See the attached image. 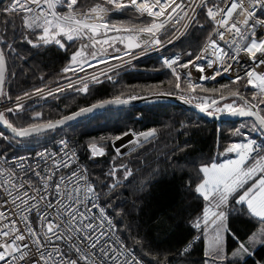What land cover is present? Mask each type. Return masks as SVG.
I'll list each match as a JSON object with an SVG mask.
<instances>
[{
	"label": "snow or ice",
	"instance_id": "1",
	"mask_svg": "<svg viewBox=\"0 0 264 264\" xmlns=\"http://www.w3.org/2000/svg\"><path fill=\"white\" fill-rule=\"evenodd\" d=\"M125 10L152 20L139 28H118L108 17ZM200 13L209 26L205 43L200 50L185 53L189 59L178 66L188 69L191 65L204 73L214 67L215 57L220 67L212 76L200 77L215 79L221 70L231 71L233 64H249L243 75L237 76V81L246 79V85L254 90L253 95L249 99L239 90L232 91L231 96L241 103L239 106L226 104L224 109L232 116L253 119L233 133L247 139L233 142L224 149L225 154H235L234 158L229 156L223 162L213 161L197 168L193 190L205 203L192 226L199 233L197 239L206 240L203 264H247L255 247H264V0H94L91 5L86 0H7V3L0 0V100H12L6 91V82L15 75L9 71L8 59L13 54L19 55L17 37L34 47L54 43L65 48L66 44L83 41L85 43L71 59L76 61L81 57L91 66L92 62L101 63L104 59L97 57L96 47L101 43L111 47V41L116 39L108 35L110 32L145 33L151 37L149 42L159 45L161 41L156 33L166 23L187 20L203 28ZM87 49L93 50L86 54ZM244 55L248 57L247 62L242 60ZM180 60L178 56L166 59L165 63L175 73L173 65ZM64 71H74V68ZM176 80L179 88V74ZM87 87L84 84L78 91L86 92ZM193 87L189 83L188 88ZM34 93L43 95V89H35ZM32 94L26 92L23 97L17 96L10 106L0 110V124L7 127L13 137H29L63 126L96 108L127 102L117 96L81 108L72 116L55 122L39 123L42 114L37 113L27 126H13L6 113L19 116L25 110L21 101L24 97L31 98ZM48 94L52 95L51 89ZM197 107L208 111L203 102ZM245 128L248 130L244 131ZM253 132L261 139L253 137ZM124 135L133 133H124L116 139L121 140ZM139 135L148 140L156 132ZM0 139L12 142V138L3 133ZM58 144L56 150L45 148L35 155L8 157L0 153V264H145L144 258L138 255L143 239L138 233L132 235L135 229L131 223L124 224V218L131 216V212L124 208L126 202L119 199L123 195L121 190L128 187L133 176L132 169L127 165L113 166L102 182L79 164L75 147L66 139ZM88 147L92 158L104 154L96 143ZM116 151L123 155L119 148ZM146 184V180L141 181L136 191ZM188 186L192 187L191 180ZM229 205L241 206L245 215L256 223V230L247 242H240L232 252L226 250L221 235ZM132 207L135 209V202ZM190 247L179 255H185ZM153 259L155 264H171L167 256ZM256 264H264V261Z\"/></svg>",
	"mask_w": 264,
	"mask_h": 264
},
{
	"label": "trees",
	"instance_id": "2",
	"mask_svg": "<svg viewBox=\"0 0 264 264\" xmlns=\"http://www.w3.org/2000/svg\"><path fill=\"white\" fill-rule=\"evenodd\" d=\"M93 2L94 0H86L88 5ZM199 22L204 24L203 28L190 25L178 41L160 53L51 91L52 95L45 93L24 101V112L19 116L6 113V118L13 126H27L31 117L37 113L42 114L37 122L44 123L117 96L129 99L151 93L182 95L198 105L201 102L206 105L236 90L250 99L254 90L246 85V79L237 81V76H224L193 84L194 87L190 90L189 79L183 73H174L165 68L161 59L164 53L199 50L208 35L209 27L203 13H200ZM82 43L85 42L77 40L75 43L66 44L65 48L54 43L34 47L17 37L15 44L19 55L13 54L8 59L9 71L15 75L10 76L6 82V91L11 94L12 100L1 101L13 102L17 96L23 97L26 92L34 93L35 89L54 87L63 80L92 69L94 66H87L86 63L83 68L75 67L74 71H64L71 67V58ZM111 44L110 47L101 43L110 50L125 46L122 39L119 43L111 41ZM95 51L98 53L99 46ZM177 74L180 75L179 88L176 87ZM84 84L88 85L87 91H78ZM231 99L237 106L240 105L238 99ZM226 102L219 103L210 111L217 112L215 109ZM226 111L228 110L224 109L221 112ZM252 119L247 117L240 120H213L169 101H154L124 108L112 106L67 126L25 138L13 137L12 133L0 125V133L12 138L11 143L0 139V152L14 154L36 149L49 143L54 144L63 136L70 138L80 149L93 142L103 144L106 147L103 155L95 158L87 155L85 161L90 174L102 182L113 166L127 165L132 169L133 176L128 187L121 190L123 195L119 199L126 202L123 206L131 212V216L124 218V224L131 223L135 229L132 235L138 233L143 239V247L138 249V255L148 264H155L154 257L165 256L170 258L171 264H203L206 240L203 237L197 239L199 233L192 226L205 203L193 190L197 180V168L225 157L226 147L246 138L234 135L235 130L246 122L250 123ZM149 129L156 131L153 138L123 155L117 153L113 144L117 136L129 131L138 133ZM252 136L261 139L255 132ZM19 140L29 143L21 145ZM144 180L147 181L146 186L136 191L139 183ZM190 180L191 188L188 186ZM132 202L136 204L135 209ZM226 226L224 244L228 252L235 250L240 242H246L249 235L256 230V223L245 215L239 205L227 207ZM232 234L239 237V240L234 239ZM193 237L196 239L189 251L180 256V249ZM146 253L151 255H145ZM257 261H264V247L256 246L253 256L247 258V264H256Z\"/></svg>",
	"mask_w": 264,
	"mask_h": 264
},
{
	"label": "built area",
	"instance_id": "3",
	"mask_svg": "<svg viewBox=\"0 0 264 264\" xmlns=\"http://www.w3.org/2000/svg\"><path fill=\"white\" fill-rule=\"evenodd\" d=\"M115 15H123L126 17H130L136 21H143V23L136 26L137 28L143 27L145 24L150 23L152 20V18L147 17V16H140L136 13H128L127 10H125L124 12L111 13L109 15L108 19L111 16H115ZM163 19L166 20V18H163ZM157 22H159V21H157ZM185 25H188V26L185 27ZM190 25L191 24H189V22L187 20H180L179 22L166 23L165 27L158 30L156 33V37L161 41V43L159 45L152 43V42H149V41H151V37H149L148 34H145V33H134L133 36L131 37V40L127 39L125 41V46L123 48H120V49L110 50V49H107L105 46L100 44V45H98L99 51L97 53V57L98 58L100 56L104 57V59L101 63L92 62L91 65L94 66L92 69L86 70V71L82 72L81 74H79L77 76L75 75V76H73L67 80H63L61 83L57 84L54 87L43 89V93H48L49 89H51V91H54V90L69 86L71 84H76V83L86 81L92 77L99 75V74L106 73L108 71L120 68V67H122L128 63H131L133 61H136L138 59L150 56L152 54L160 53V52L166 50L167 48H169L170 46H172L176 41H178L181 38V36L187 31V29L189 28ZM204 43H205V41L202 43V45H204ZM137 44L139 46H135ZM202 45H201V47H202ZM201 47L199 48V50L201 49ZM187 52H189V51H186L184 53L174 52V51L164 53L162 55L161 59H162V62L164 64L165 68L168 69L169 71L173 72L172 69H170L166 65L165 60L179 56V57H181V60L178 62V64H174L173 68L176 69V72L181 71L183 74L185 72H187L189 75L186 77L189 79V81L192 84H197V83H201V82H204L207 80H212V79H200V77L202 75L205 77L212 76L214 74V71L220 67V61L218 59H216L215 57H213V59L216 60L214 67L212 69H206L204 73L198 72L191 65H189L188 69H181L178 66L179 63H183L184 61L189 59L185 55V53H187ZM89 59L91 61L92 58L90 57ZM242 60L244 62H247L248 61L247 55H244L242 57ZM246 67H250V65L246 64V63L233 64V68L231 71L221 70L220 74L216 75L215 79L220 78V77H224V76L234 78L238 75L243 74ZM37 95L39 96L41 94L40 93H33L31 95V98L25 97L21 102L33 99V98H35V96L37 97ZM12 103L13 102L3 103L0 100V110L5 109L7 106H10ZM133 134H136V132H133ZM61 139H66L69 142L70 146L75 147V149L78 153L79 164L86 167L89 170L88 165L85 161V157L87 155L90 156V150H89L88 146L92 143H89L84 148L80 149L79 147H77L76 145H74L72 143L70 138H68L66 136L59 138L56 141V143H54V144L49 143V144H46V145L39 147V148H36V149H29V150H25V151H22L19 153H14V154H9V153H3V154L8 156V157H12L13 155L27 156V155H35L37 152L42 151L45 148L50 149V150H56L59 147L58 141H60ZM246 139L247 138L239 140L237 143L244 142V140H246ZM98 147H100V146L98 145ZM0 153H2V152H0ZM104 153H105V150H104ZM98 156H101V155H98ZM98 156H96V157H98ZM194 239H196V237H193L192 239H190L185 245H183V247L180 250H183L186 247H188L189 245H191ZM145 264H148V263L145 261Z\"/></svg>",
	"mask_w": 264,
	"mask_h": 264
},
{
	"label": "water",
	"instance_id": "4",
	"mask_svg": "<svg viewBox=\"0 0 264 264\" xmlns=\"http://www.w3.org/2000/svg\"><path fill=\"white\" fill-rule=\"evenodd\" d=\"M231 97H232L231 94H228V95H225L223 97H220V98L214 100L215 103H213V101H212V102L206 104L208 111H210L213 107H215L219 103H221L223 101H226L227 99H229ZM113 99H115V98H111V99H107V100H113ZM121 99L124 100V101H127V102L124 103V104H119V105H117V104H109V105H106L103 108H96L90 113L82 114L79 117H75L72 120L67 121L63 126H67V125H69V124H71V123H73L75 121L81 120V119H83V118H85V117H87V116H89V115H91L93 113H96L97 111H100V110L108 108V107H112V106L121 107V108L134 107V106L143 105V104H146V103H149V102H154V101H169V102H173V103H176V104H179V105H183V106H185V107H187V108H189V109H191L193 111H196L200 115H202V116H204L206 118H209V119H213V120H224L225 121V120H240V119L247 118V117H242V116H232V115H230L228 113V111H226V112H212V115H209L208 111L201 110V108L197 107L198 104H196L195 102L191 101L187 97L182 96V95L171 94V93H151V94H146V95H142V96H136V97H134V99H133V97L129 98V99H124V98H121ZM98 103L99 102L93 103V104L88 105V106L83 107V108H88V107H91L92 105H95V104H98ZM77 111L78 110H76L74 112H71V113H68V114H66V115H64V116H62L60 118H57V119H54V120H50V121L55 122L56 120L62 119L64 117L72 116ZM0 125L3 128H5L8 132H10V130L7 127L3 126L2 124H0ZM58 127H61V126H58ZM58 127H56V128H58ZM152 130H154V129H149V130H146V131L138 132V133L133 134V135H124L123 139H121V140L115 139L113 141L114 147L115 148H119L120 151L123 152V154H124V153L128 152L129 150L137 147L138 145H140V144H142V143H144L146 141L144 139V137L139 135L140 133L148 132V131H152ZM46 131H48V130H45L43 132H46ZM43 132H41V133H43ZM129 132L133 133L132 131H129ZM38 134H40V133H38ZM31 136H33V135H31ZM130 141H131V143H130Z\"/></svg>",
	"mask_w": 264,
	"mask_h": 264
},
{
	"label": "rangeland",
	"instance_id": "5",
	"mask_svg": "<svg viewBox=\"0 0 264 264\" xmlns=\"http://www.w3.org/2000/svg\"><path fill=\"white\" fill-rule=\"evenodd\" d=\"M127 12L128 13H134L132 10H127ZM110 21L112 22V23H114L118 28H120V27H128V28H130V27H133V26H138L139 24H141V23H143V21H136V20H133L132 18H130V17H127L126 18V16L125 17H122V16H113L112 17V19H110ZM138 22V23H137ZM109 36H115L116 37V39H114V40H112V42H115V41H117V43H119V41L121 40V37L123 38L122 40L125 42L127 39H129V35H131V37L133 36V33H131V34H129V33H124V32H120V33H110V34H108ZM86 54H87V51H86ZM90 57H88V61H90V59H89ZM87 62L83 59V58H81V57H77V59H76V61H72V63H71V67L72 68H75V67H80V65H84V64H86ZM180 73H182L181 71H179ZM190 82V81H189ZM191 83V82H190ZM192 84V83H191ZM83 87L84 86H82L81 87V89H83ZM43 94H45V93H43ZM38 96V95H37ZM36 97V96H35ZM232 100L233 99H231L230 100V98L229 99H227L226 101V103L224 104V105H222L221 107H219V108H221V109H224V106L226 105V104H234V106H237L236 105V103L235 102H232ZM224 102V101H223ZM4 103V102H3ZM24 103V102H23ZM222 103V102H221ZM227 110V109H226ZM1 133H3V132H1ZM20 142V143H19ZM19 144H21V145H23V144H28L29 142L28 141H23V140H19ZM94 143H97L100 147H102L103 148V150H106V147L103 145V144H101V143H98V142H94ZM0 144H1V142H0ZM234 155L235 154H233V155H231V153L230 154H226V156L225 157H222L220 160H216V162L217 163H219V162H223L224 160H226L229 156H231V157H233L234 158ZM227 230V226H226V220H225V222H224V226H223V229H221V235L223 236V240H225V234H226V230ZM234 251V250H233Z\"/></svg>",
	"mask_w": 264,
	"mask_h": 264
},
{
	"label": "crops",
	"instance_id": "6",
	"mask_svg": "<svg viewBox=\"0 0 264 264\" xmlns=\"http://www.w3.org/2000/svg\"><path fill=\"white\" fill-rule=\"evenodd\" d=\"M231 155H233V153H231ZM247 242V241H246Z\"/></svg>",
	"mask_w": 264,
	"mask_h": 264
}]
</instances>
